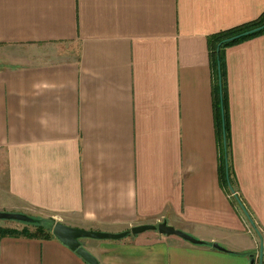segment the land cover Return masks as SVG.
I'll return each mask as SVG.
<instances>
[{
  "label": "crops",
  "instance_id": "1",
  "mask_svg": "<svg viewBox=\"0 0 264 264\" xmlns=\"http://www.w3.org/2000/svg\"><path fill=\"white\" fill-rule=\"evenodd\" d=\"M263 13L264 0H0V209L128 233L80 243L99 264L258 263L264 33L224 51L230 191L208 44ZM163 221L201 244L130 233ZM0 264L87 263L56 238L4 237Z\"/></svg>",
  "mask_w": 264,
  "mask_h": 264
},
{
  "label": "trees",
  "instance_id": "2",
  "mask_svg": "<svg viewBox=\"0 0 264 264\" xmlns=\"http://www.w3.org/2000/svg\"><path fill=\"white\" fill-rule=\"evenodd\" d=\"M264 25V13L260 15L257 19L244 23L242 25H238L236 27L223 30L218 32L209 39L210 45V55L212 60L213 66V76H214V99H215V108H216V115H217V122H218V132L221 140V154L222 157V181L225 185V188L228 191L232 190L231 186V166H230V157H229V150H230V131H229V121H228V111L227 110V98H226V87H225V66H224V51L226 48L233 46V44L240 43L242 41H247L250 38L259 36L264 33V28L258 32L250 34L248 36H243L233 41L223 42L228 38L234 37L236 35L242 34L246 31L251 29L260 28V26ZM219 46V50L217 52ZM218 66L220 70V82H221V95H220V87H219V77H218ZM221 106L223 111V117L221 116ZM223 131H224V138L225 143L223 141ZM47 221V222H46ZM46 221L40 220L39 222L35 223H19L21 228H15L5 225H0V238L4 237H28L34 239H52V228L53 224L56 222L52 219H47ZM262 262L264 264V248L262 250ZM252 264H259V262H255Z\"/></svg>",
  "mask_w": 264,
  "mask_h": 264
},
{
  "label": "water",
  "instance_id": "3",
  "mask_svg": "<svg viewBox=\"0 0 264 264\" xmlns=\"http://www.w3.org/2000/svg\"><path fill=\"white\" fill-rule=\"evenodd\" d=\"M264 28L263 26H260V28H255L251 29L249 31H246L242 34L236 35L234 37L228 38L223 42H229L236 40L238 38H241L243 36H248L250 34H253L255 32H258ZM218 49L217 52L219 50ZM218 77H219V87H220V95H221V82H220V70L218 66ZM221 116L223 117V111H222V106H221ZM224 131H223V141L225 140L224 138ZM225 143V141H224ZM0 220H13L17 221L20 223H34V219L31 217H28L27 215L24 214H19V213H8V212H0ZM146 231H157L161 235L165 236H177L185 241H189L193 244H201L200 241L194 239L188 233H183L179 230L174 229L173 227L167 225L165 221L162 223H159L158 225H139L131 228L130 233L132 235H137L144 233ZM52 234L53 237L56 238L58 241H60L62 244L67 246L71 251L76 252L77 255H79L87 264H99L96 259L88 252L86 251L80 244L81 239H94V240H119L125 237L128 233H118V234H112V233H106V232H97V231H88V230H83V229H78V228H73L66 226L60 222H56L53 224L52 228ZM215 249L222 250V248L218 245H213ZM262 246H260L259 249V264L262 262ZM251 263H254V259L251 260Z\"/></svg>",
  "mask_w": 264,
  "mask_h": 264
},
{
  "label": "rangeland",
  "instance_id": "4",
  "mask_svg": "<svg viewBox=\"0 0 264 264\" xmlns=\"http://www.w3.org/2000/svg\"><path fill=\"white\" fill-rule=\"evenodd\" d=\"M0 65H1V63H0ZM0 212H8V211H3V210L0 209ZM8 213H10V212H8ZM28 217H31L32 219H34V223L35 222L36 223L39 222L41 219L44 220V221L47 220V217H44V215L41 216V217H40V215L39 216H28ZM248 219H249V214H248ZM249 221H250V226L249 227L252 230V232L256 235V237L258 239H260V237L262 239L263 235L260 233L259 228L254 224V222L252 221L251 218L249 219ZM19 223L20 222L13 221V220H0V225L10 226V227L14 226L15 228H21V225ZM86 241H90V240L85 238V239L80 240V243H85Z\"/></svg>",
  "mask_w": 264,
  "mask_h": 264
},
{
  "label": "built area",
  "instance_id": "5",
  "mask_svg": "<svg viewBox=\"0 0 264 264\" xmlns=\"http://www.w3.org/2000/svg\"><path fill=\"white\" fill-rule=\"evenodd\" d=\"M231 196H232V197H237V193L232 192Z\"/></svg>",
  "mask_w": 264,
  "mask_h": 264
}]
</instances>
